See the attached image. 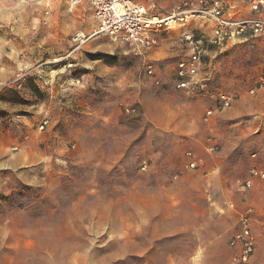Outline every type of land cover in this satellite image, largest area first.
<instances>
[{
	"label": "rangeland",
	"instance_id": "obj_1",
	"mask_svg": "<svg viewBox=\"0 0 264 264\" xmlns=\"http://www.w3.org/2000/svg\"><path fill=\"white\" fill-rule=\"evenodd\" d=\"M96 26L85 1L0 0V264H235L247 206V264H264V183L238 190L264 171V45L208 53L204 91L186 92L174 70L193 25L146 52L76 47ZM218 93L234 102L205 121Z\"/></svg>",
	"mask_w": 264,
	"mask_h": 264
},
{
	"label": "built area",
	"instance_id": "obj_2",
	"mask_svg": "<svg viewBox=\"0 0 264 264\" xmlns=\"http://www.w3.org/2000/svg\"><path fill=\"white\" fill-rule=\"evenodd\" d=\"M82 1L89 5L97 26L88 36L76 34L72 39L76 47L94 37L108 36L133 50L146 52L158 46L164 33L193 25V29H186L180 37L185 50L174 70L178 89L204 91L208 79L202 75L204 57L210 50L222 51L242 42L264 45V0H179L167 12L155 10L154 0L148 3L140 0H71L75 6ZM147 72L153 76V67L148 66ZM213 98L215 108L206 111L205 121L214 112L230 108L234 102V97L227 93H218ZM125 112L134 114L135 109L129 107ZM47 123V120L42 121L40 129ZM207 150L214 151L215 146ZM197 166L196 161L188 164L192 169ZM256 180L264 181V171L252 167L249 178L239 183L238 190L245 192ZM253 212L251 207L246 209L240 216V228L229 239L235 264H247L254 254Z\"/></svg>",
	"mask_w": 264,
	"mask_h": 264
},
{
	"label": "crops",
	"instance_id": "obj_3",
	"mask_svg": "<svg viewBox=\"0 0 264 264\" xmlns=\"http://www.w3.org/2000/svg\"><path fill=\"white\" fill-rule=\"evenodd\" d=\"M98 37H100V36H98ZM213 50H210L209 51V53H211ZM204 67H205V65L203 66V71H202V75H206V73H205V70H204ZM207 76V75H206ZM178 89V88H177ZM179 90H181V91H186V92H190V91H187V90H183V89H179ZM258 114H262V115H264V94H262L261 96H260V98H259V101H258ZM210 147V146H209ZM208 148V147H207ZM253 167H256L257 168V166H253ZM258 169V168H257ZM260 170V169H259ZM249 178V172H248V176H247V178L246 179H244L243 181H245V180H247ZM242 181V182H243ZM263 183H264V181L263 182H261V181H255V184L253 185V186H260V185H263ZM254 188V187H253ZM262 193H264V191L262 192ZM247 207H251V206H247ZM252 209H253V207H251ZM241 215H243V214H239V217L241 216ZM254 219V218H253Z\"/></svg>",
	"mask_w": 264,
	"mask_h": 264
}]
</instances>
